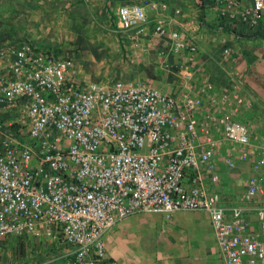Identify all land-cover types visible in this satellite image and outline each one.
<instances>
[{"label": "built area", "instance_id": "built-area-1", "mask_svg": "<svg viewBox=\"0 0 264 264\" xmlns=\"http://www.w3.org/2000/svg\"><path fill=\"white\" fill-rule=\"evenodd\" d=\"M242 2L239 14L220 10L218 17L255 32L264 0L227 1ZM113 15L129 63L152 58L147 35L170 39L162 57L200 51L202 21L182 23L181 11L165 0H136ZM194 75L182 71L183 90L175 95L150 80L84 83L71 55L30 41L1 45L0 253L9 243H46L40 264H116L104 236L119 222L143 213L170 220L177 212L203 211L222 264H264V204L255 209L254 232L251 211L226 205L217 190L225 181L217 165L225 142L229 168L235 156L251 162L243 201L264 194V146L253 158L252 127L239 118L251 103L236 92H217L212 82L195 87Z\"/></svg>", "mask_w": 264, "mask_h": 264}, {"label": "crops", "instance_id": "crops-1", "mask_svg": "<svg viewBox=\"0 0 264 264\" xmlns=\"http://www.w3.org/2000/svg\"><path fill=\"white\" fill-rule=\"evenodd\" d=\"M81 1L83 0H0V46L13 39H20L18 41L31 40L32 42L39 43L44 37L47 38L50 36L53 28L55 31H58L57 29L60 23L66 21V8L68 6H77ZM165 1L169 4L170 9H179L181 11V16L178 19L182 23L188 19L200 17L202 21L205 20L213 26V29L211 28L212 32L204 31L205 26L202 24L199 53H186L182 56L171 57L160 56V52L162 51L153 47V43L157 41H153L147 35L144 40L151 44L152 58L149 61H137L135 64L154 65L155 71L165 69L169 65L180 68L181 71L173 73L171 77L177 86V89L171 92V95H175L183 90L182 71L184 65H193L192 67L187 66L186 69L194 71L195 87L201 86L206 82H212L216 86L217 92H236L248 101L247 95L239 88L242 87L243 75L241 73L242 68H240L242 62L238 58L236 47L239 44L245 46L249 41L256 42L264 40L261 38H238L218 27L220 10H227L231 13L239 14L244 3L242 2L241 6L231 7L227 3L228 0H205L204 3L197 0ZM135 2L136 0H124L123 2L106 0L105 3L113 15L118 7ZM177 27V25H174L171 28ZM58 33L59 31L55 35ZM255 33L264 35V16ZM222 37L226 38V45L221 43L220 39ZM211 43H216L219 46H211ZM225 48L230 49V55L228 57H224ZM195 59H201V63L193 62ZM164 63L168 64L164 65ZM252 100L255 101V99ZM255 110V107L251 104L249 110L244 109L239 115V118L249 122L253 130L251 137L255 148L252 152L253 158L260 156L259 148L264 146V118L259 116ZM227 154L228 147L223 142L220 146L219 156L217 157V165L225 181L217 187V190L222 195L226 205L238 204L249 209L253 220L252 230L259 232L255 209L261 204H264V194L259 195L252 202H245L242 199V195L248 187L249 176L251 174V162H243L238 156H235L234 160L236 165L234 168H229L225 164ZM262 177L264 180V172ZM153 214L160 213L138 214L129 217L119 222L105 234L104 243L108 256L116 264H222L219 258L218 245L210 215L203 211L177 212L173 214L172 219L174 222L185 227L187 230H191V236L188 242H182L179 239L175 243L174 255L169 257V255L165 254V250L161 252L160 250L158 252L152 250L151 253L144 252L141 233L132 232V227L138 218ZM164 219L167 220L165 217ZM260 236L264 239V234L261 233ZM163 244L165 243H162V246Z\"/></svg>", "mask_w": 264, "mask_h": 264}, {"label": "rangeland", "instance_id": "rangeland-1", "mask_svg": "<svg viewBox=\"0 0 264 264\" xmlns=\"http://www.w3.org/2000/svg\"><path fill=\"white\" fill-rule=\"evenodd\" d=\"M107 8L106 3L101 0H83L77 6H68L66 21H62L58 26L57 35L55 34L58 31L53 28L51 32L53 35L50 33V36L44 37L39 43L30 41L37 46L57 49L63 54L75 57L78 78L84 83L110 86L117 81L150 80L156 87L171 95V92L177 89L171 77L181 69L169 65L165 69L155 71L154 65L127 62L114 16ZM202 22L205 26L204 31L212 32L213 26L205 20ZM169 42L170 39L164 37L153 43V47L166 51ZM214 45L219 46L211 43V46ZM236 49L242 62L240 68L243 70L242 87L239 88L247 95V102L251 103L258 115L264 118V41H249L245 46L239 44ZM193 62L201 63V59H195ZM166 64L168 63H164ZM187 66L193 65H184L183 70H186ZM132 232L141 233L144 252L165 250L169 257L174 255L175 243L179 239L188 242L191 236V230L178 225L172 218L169 221L165 220L160 214L138 218L133 224ZM162 243L165 244L162 246ZM48 253L46 243L28 248H19V244L9 243L4 245L0 253V264H40Z\"/></svg>", "mask_w": 264, "mask_h": 264}, {"label": "trees", "instance_id": "trees-1", "mask_svg": "<svg viewBox=\"0 0 264 264\" xmlns=\"http://www.w3.org/2000/svg\"><path fill=\"white\" fill-rule=\"evenodd\" d=\"M218 21H219V24H218L219 29L226 31L234 35L235 37L242 38V39L261 38L264 40V35L262 34L255 33V32L244 33V31L240 30L239 28L235 26L237 22L230 19L229 17L223 16L219 18Z\"/></svg>", "mask_w": 264, "mask_h": 264}]
</instances>
